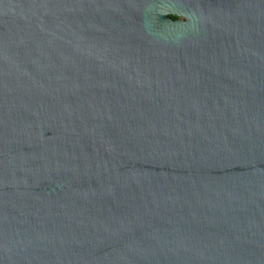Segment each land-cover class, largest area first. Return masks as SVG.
Instances as JSON below:
<instances>
[{
	"label": "water",
	"instance_id": "water-1",
	"mask_svg": "<svg viewBox=\"0 0 264 264\" xmlns=\"http://www.w3.org/2000/svg\"><path fill=\"white\" fill-rule=\"evenodd\" d=\"M0 264H264V0H0Z\"/></svg>",
	"mask_w": 264,
	"mask_h": 264
},
{
	"label": "trees",
	"instance_id": "trees-1",
	"mask_svg": "<svg viewBox=\"0 0 264 264\" xmlns=\"http://www.w3.org/2000/svg\"><path fill=\"white\" fill-rule=\"evenodd\" d=\"M173 19L175 18L174 16H171Z\"/></svg>",
	"mask_w": 264,
	"mask_h": 264
}]
</instances>
